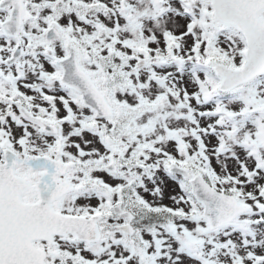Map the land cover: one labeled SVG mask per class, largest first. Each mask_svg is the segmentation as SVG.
<instances>
[{"label": "snow or ice", "instance_id": "obj_1", "mask_svg": "<svg viewBox=\"0 0 264 264\" xmlns=\"http://www.w3.org/2000/svg\"><path fill=\"white\" fill-rule=\"evenodd\" d=\"M0 264H264V0H0Z\"/></svg>", "mask_w": 264, "mask_h": 264}]
</instances>
